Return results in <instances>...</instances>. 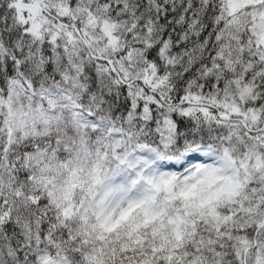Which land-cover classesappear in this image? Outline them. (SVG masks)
Wrapping results in <instances>:
<instances>
[{"label": "snow or ice", "instance_id": "1", "mask_svg": "<svg viewBox=\"0 0 264 264\" xmlns=\"http://www.w3.org/2000/svg\"><path fill=\"white\" fill-rule=\"evenodd\" d=\"M0 264H264V0H0Z\"/></svg>", "mask_w": 264, "mask_h": 264}]
</instances>
